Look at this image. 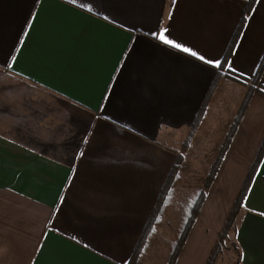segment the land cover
Returning a JSON list of instances; mask_svg holds the SVG:
<instances>
[{
  "label": "crops",
  "instance_id": "1",
  "mask_svg": "<svg viewBox=\"0 0 264 264\" xmlns=\"http://www.w3.org/2000/svg\"><path fill=\"white\" fill-rule=\"evenodd\" d=\"M245 7L0 0V264H128L157 203L154 226L169 219V142L203 103L195 136L217 124L229 82L249 103L177 259L206 264L264 141V96L249 82L264 65V0L242 21ZM234 239L240 264H264V156Z\"/></svg>",
  "mask_w": 264,
  "mask_h": 264
},
{
  "label": "rangeland",
  "instance_id": "2",
  "mask_svg": "<svg viewBox=\"0 0 264 264\" xmlns=\"http://www.w3.org/2000/svg\"><path fill=\"white\" fill-rule=\"evenodd\" d=\"M235 85L225 82L220 86L217 94L219 97L222 96V100L219 101L222 107L219 105L220 116L217 124L206 123L197 135H194L195 138L192 137L184 154L181 153V146L188 132L169 142L170 147L175 150L174 154L180 153L183 160L178 172L179 178L174 179L170 190L171 194L172 191L175 193V204L171 199L169 219L164 217L163 221H160V226L154 228L152 240L144 245L135 264H167L169 262L173 246L177 244V238L184 230L191 210L198 199L199 190L203 189L208 171L216 160L224 134L232 124L244 97V90ZM240 215L241 212L234 222V228L220 244L219 254L212 264H240V254L234 239Z\"/></svg>",
  "mask_w": 264,
  "mask_h": 264
},
{
  "label": "trees",
  "instance_id": "3",
  "mask_svg": "<svg viewBox=\"0 0 264 264\" xmlns=\"http://www.w3.org/2000/svg\"><path fill=\"white\" fill-rule=\"evenodd\" d=\"M244 1L246 4V7H245V10L243 13L242 21H244L246 19V17L250 14V12L253 9L257 0H244ZM235 38H236V36H235ZM235 38L233 39V43L235 41ZM231 49H232V45L230 46V48H229V50L225 56V59L223 60V64H222L223 68L225 67V63L228 60V56L230 55ZM263 68H264V65H261V67L259 68V70L257 72L256 77L253 80L249 81L251 84H253L255 86L257 85L260 87V90H258V92L262 96H264V88H262L260 85H258L259 84L258 82H259L260 74L263 71ZM221 78H222V76H220V75L215 77V79H214V81H213V83L209 89V92H212L215 89L217 83L221 80ZM234 80H236L240 83L248 82L245 79L242 80L239 78L234 79ZM248 103H249V97L247 95L245 97L244 101L240 104L232 124L230 125L227 132L224 134L223 141H222V144L219 148V152H218V155L216 157V160L208 171V174H207L205 181H204L203 189L199 190L198 199L196 200V202H195V204L191 210V214L188 218V221L184 227L183 232L177 238V241H176L177 244H175L173 246L172 252L170 254V260L167 264H177V259H178L179 255L181 253V250L184 246L185 240H186L187 236L189 235V232H190L193 224L195 223V221L197 219V216H198V214L202 208V205L204 204L206 194L213 184V181L216 177V174H217V172H218V170L222 164L223 158H224V156H225V154H226V152H227V150L231 144L233 136H234L239 124H240V121H241L243 114H244V112L248 106ZM205 105H206V103H203V106L201 107L199 113L197 114L195 121L193 122V124L191 125V127L189 129V132H188L186 139L182 143L181 153H183V154L188 149V145H189L192 137L195 135V133H196V131H197V129L201 123V120L203 118L204 111L206 108ZM263 156H264V141H263V143H262V145L258 151V154L256 155V158H255L253 164L250 167V170L246 176V179L243 182V185L241 186V188L239 190L238 195L236 196V198H235V200H234V202H233V204H232V206L228 212L226 220H225L222 228L219 231L217 243L214 246V248L212 249L206 264H212L214 262L216 256L219 254L220 244L226 239L229 231L232 230V228H234V226H235L234 222H235L237 216L239 215V213L241 212V210L243 208V203H244L245 197L248 193L252 179H253L255 173L257 172L258 167H259V165L263 159ZM182 162H183V160H182L180 153L176 154V163H175V165H174V167H173V169H172V171H171V173H170V175H169V177L165 183V186L163 187V191L164 190L167 191L172 186V183H173L174 179L176 178V175L178 173V169L181 167ZM159 206H160V204L158 205V203H157V206L155 208V214H156V210H158ZM155 214L153 213V215L151 216L141 239L139 240L135 250L133 251V254L131 255V258H130L128 264H135V262L139 258V255L143 251L144 245L146 244V239L144 238L145 234L146 233L148 234L150 231H153L155 228V226H154L156 224L154 221Z\"/></svg>",
  "mask_w": 264,
  "mask_h": 264
},
{
  "label": "snow or ice",
  "instance_id": "4",
  "mask_svg": "<svg viewBox=\"0 0 264 264\" xmlns=\"http://www.w3.org/2000/svg\"><path fill=\"white\" fill-rule=\"evenodd\" d=\"M73 2H75V0H73ZM165 32H166V30L161 31V32L159 33V39H160L164 44L171 45V46L174 47V48H180V47H181L180 45L175 44V43H173L170 39L166 38ZM181 50H182L183 52H185V53H189V51H190L188 48H181ZM190 54H191L192 56H194V57H197L198 59L204 60V58H203L202 56H197V53H195V52H191ZM205 62H206V63H210L209 61H205ZM215 66H216V67H220L221 65L217 62V63L215 64Z\"/></svg>",
  "mask_w": 264,
  "mask_h": 264
}]
</instances>
